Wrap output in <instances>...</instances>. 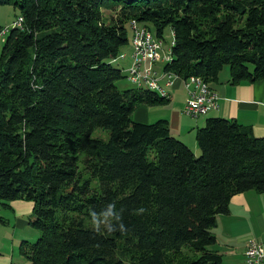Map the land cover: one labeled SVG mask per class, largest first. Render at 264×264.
I'll return each mask as SVG.
<instances>
[{
  "label": "trees",
  "instance_id": "1",
  "mask_svg": "<svg viewBox=\"0 0 264 264\" xmlns=\"http://www.w3.org/2000/svg\"><path fill=\"white\" fill-rule=\"evenodd\" d=\"M6 3L23 22L0 50V208L33 203L39 236L19 247L28 264H222L211 230L233 195L264 192V137L210 117L195 155L165 120L132 119L167 98L120 90L114 63L135 19L163 42L170 28L163 69L181 79L210 84L225 65L233 84L260 79L264 0Z\"/></svg>",
  "mask_w": 264,
  "mask_h": 264
},
{
  "label": "crops",
  "instance_id": "2",
  "mask_svg": "<svg viewBox=\"0 0 264 264\" xmlns=\"http://www.w3.org/2000/svg\"><path fill=\"white\" fill-rule=\"evenodd\" d=\"M124 53L125 56L121 59L126 70L132 58L130 50ZM153 66L161 72L164 65L156 63ZM210 87L217 95V107L205 116L194 118L183 112L186 90L178 77L174 79L172 86H166L169 94L166 103L139 104L133 110V119L143 123L165 120L172 134L183 141L195 155L199 154L196 130L204 126L210 117L236 121L242 126L250 127L256 137H264V77L252 82L242 80L233 84L229 70H225L222 74L219 72L217 80L210 83ZM9 205L10 207H4L7 208L4 216L0 215L4 219L0 224L4 226L7 223L8 227L13 228V232L24 231L30 226L28 222L32 216L33 203L18 199L11 201ZM211 231L215 242L209 246V250L221 255L222 264H246L244 249L247 241H264V192L248 190L233 195L229 201L228 213L216 216L215 226ZM10 235L12 246L15 243L21 245L23 238L16 236L15 239L14 233ZM12 246L8 249L0 248V264H13ZM23 264H28V261Z\"/></svg>",
  "mask_w": 264,
  "mask_h": 264
},
{
  "label": "built area",
  "instance_id": "3",
  "mask_svg": "<svg viewBox=\"0 0 264 264\" xmlns=\"http://www.w3.org/2000/svg\"><path fill=\"white\" fill-rule=\"evenodd\" d=\"M22 22V16L18 15L12 24L22 25ZM129 27L130 41H136V49L131 51L132 60L125 70V80L137 88L154 87L158 89V94L169 96L165 88L172 86L174 79L179 76L165 69L158 72L153 65L159 62L165 65L172 60L170 45L165 49L162 39L135 19L130 20ZM8 30L7 27L2 29L0 35ZM124 56L125 53H120L118 57ZM183 85L186 90L183 105L185 114L197 118L217 107V95L202 77L191 75ZM244 260L246 264H264V241L249 239L244 249Z\"/></svg>",
  "mask_w": 264,
  "mask_h": 264
},
{
  "label": "rangeland",
  "instance_id": "4",
  "mask_svg": "<svg viewBox=\"0 0 264 264\" xmlns=\"http://www.w3.org/2000/svg\"><path fill=\"white\" fill-rule=\"evenodd\" d=\"M18 15H19L18 9L13 8L12 4H9V3L0 4V27H2L3 29L6 28V27L8 29H11L12 26H13L12 23L16 20ZM7 32L4 35H0V50L2 48L4 40L6 38ZM172 37H173L172 36V32H171L170 28L167 27L165 29V31H164V48L165 49L170 45V43L172 41ZM130 44H131V41H130ZM130 44H128L126 47H124L122 49L123 50L122 53L127 52L128 50H130V52L132 51V48H131ZM159 64H161V62H159ZM114 65L117 68L121 69L122 75H125V70H124L125 67H123V60L121 58H118L116 60V62L114 63ZM225 70L226 71L229 70V66L228 65L223 66V68L220 71V74H222ZM185 80H186V78L185 79H181V81L183 83H184ZM116 85H117V87L120 90H125V89H128L130 87H134L133 85H131L130 83H128L125 80V77L117 80ZM165 90H166V88H165ZM131 117L133 119V116H131ZM93 136H100L103 139H107L108 138V133L104 129H96L95 132L93 133ZM6 211H7V208H0V215L4 216V213ZM30 219H32V216H31ZM5 225L3 226L2 224H0V248H3V249H8V248H10L12 246L11 245L12 238H11V235H10L11 233H14V238L15 239H16V236H20L21 238H23V239H21L22 241L27 240L29 242L36 241L37 237L39 236V231L36 228L32 227V226H28L24 231L15 230L16 233H19V235H17V234H15V232H13L14 230H13V228L11 226L8 227L7 223ZM5 233H8V235H5ZM31 233H34V234L32 235ZM37 233H38V235H37ZM12 247L14 248V258H13L12 263L13 264H23L26 261V258L19 250L20 245L15 243ZM184 253H186L189 257H190V255H192V252L189 251L188 249L184 250Z\"/></svg>",
  "mask_w": 264,
  "mask_h": 264
},
{
  "label": "bare ground",
  "instance_id": "5",
  "mask_svg": "<svg viewBox=\"0 0 264 264\" xmlns=\"http://www.w3.org/2000/svg\"><path fill=\"white\" fill-rule=\"evenodd\" d=\"M13 26H15V27H20L21 24H13ZM130 46H131L132 49H136V41H131ZM145 88H147V89H151V90H154V91H156V92L158 93V89H156V88H154V87H145ZM159 95L162 96V97H165V98L168 97V96H164V94H159Z\"/></svg>",
  "mask_w": 264,
  "mask_h": 264
},
{
  "label": "clouds",
  "instance_id": "6",
  "mask_svg": "<svg viewBox=\"0 0 264 264\" xmlns=\"http://www.w3.org/2000/svg\"><path fill=\"white\" fill-rule=\"evenodd\" d=\"M94 222H96V221L94 220Z\"/></svg>",
  "mask_w": 264,
  "mask_h": 264
}]
</instances>
